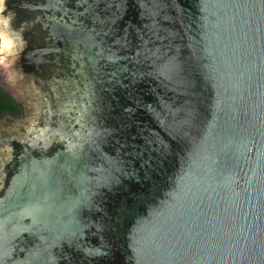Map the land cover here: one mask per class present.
<instances>
[{
    "label": "water",
    "instance_id": "1",
    "mask_svg": "<svg viewBox=\"0 0 264 264\" xmlns=\"http://www.w3.org/2000/svg\"><path fill=\"white\" fill-rule=\"evenodd\" d=\"M0 264H264V0H0Z\"/></svg>",
    "mask_w": 264,
    "mask_h": 264
},
{
    "label": "trees",
    "instance_id": "2",
    "mask_svg": "<svg viewBox=\"0 0 264 264\" xmlns=\"http://www.w3.org/2000/svg\"><path fill=\"white\" fill-rule=\"evenodd\" d=\"M16 101L0 87V117L5 113L16 115L20 112V105H15Z\"/></svg>",
    "mask_w": 264,
    "mask_h": 264
},
{
    "label": "flooded vegetation",
    "instance_id": "3",
    "mask_svg": "<svg viewBox=\"0 0 264 264\" xmlns=\"http://www.w3.org/2000/svg\"><path fill=\"white\" fill-rule=\"evenodd\" d=\"M8 94V93H7ZM9 95V94H8ZM15 100V99H14ZM16 101V100H15ZM20 105V112H18L16 115H11L10 113H5V114H3L1 117H0V119H2L3 118V116H5V115H10L12 118H21L23 115H24V108H23V104H21V103H19L18 101H16V104L15 105Z\"/></svg>",
    "mask_w": 264,
    "mask_h": 264
}]
</instances>
